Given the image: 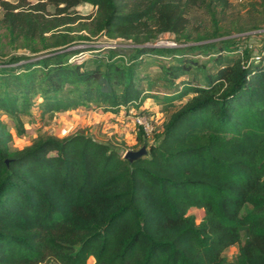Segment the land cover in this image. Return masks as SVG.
I'll use <instances>...</instances> for the list:
<instances>
[{"label": "trees", "instance_id": "trees-1", "mask_svg": "<svg viewBox=\"0 0 264 264\" xmlns=\"http://www.w3.org/2000/svg\"><path fill=\"white\" fill-rule=\"evenodd\" d=\"M81 4L97 9L81 23L89 34L81 39L102 34L133 47L70 50L68 27L84 18L66 14ZM231 7V0H0V113L19 135L23 117L52 123L96 106L150 118L149 100L168 109L184 101L156 139L141 132L147 154L134 163L82 133L12 151L0 121V264H264V45L257 51L244 36L225 38L258 29L222 26ZM197 8L210 32H191ZM164 34L179 46L153 45ZM148 57L161 62L157 75L142 73ZM192 209L204 211L200 223ZM234 246L231 262L225 252Z\"/></svg>", "mask_w": 264, "mask_h": 264}, {"label": "rangeland", "instance_id": "rangeland-1", "mask_svg": "<svg viewBox=\"0 0 264 264\" xmlns=\"http://www.w3.org/2000/svg\"><path fill=\"white\" fill-rule=\"evenodd\" d=\"M11 3H18L19 0H6ZM31 4H35L37 0H26ZM231 9L226 20L222 23V26L232 29L234 27H247L257 26L255 31H248L242 35L232 34L227 38H239L241 36L246 37L244 41L245 45L252 47L259 51L261 46L264 45V0H231ZM50 12H54V8L49 7ZM97 9L89 4H81L78 7L70 11V14H66L71 18H84L79 19L70 27V32L75 40L71 44L70 50H84V49H111L117 47L131 48L133 44L131 41H125L122 39L109 40L104 35L100 34L90 40L81 39V36L88 37L89 34L86 31H80L81 23H90L93 17L96 15ZM91 18V19H87ZM190 30L192 33L197 32H210L211 23L205 10L197 8L190 16ZM64 30V29H63ZM57 32H63L59 30ZM176 44L174 35L164 34L153 45L159 47H172ZM147 44L146 46H151ZM179 46V44H177ZM28 54L25 51H17L18 55ZM94 53V54H92ZM96 52L79 54L75 60L84 59L86 56L96 55ZM161 62L155 58L148 57L145 65L142 67L143 74H149L151 76L160 73ZM156 91H164L163 88L155 87ZM183 102H177L175 108L168 109L163 105H159L155 101L149 100L146 107L151 112V117L148 119L153 131L150 135H147L143 128L139 127L135 123V118L128 119L121 117L119 119H108L109 116L103 113L99 109L91 110H79L70 113H62L57 115V121L52 123L41 122L38 118L23 117L25 123L26 133L19 135L17 133L16 121L12 118H8L3 113H0V121L8 126L9 131L13 135V142L11 143L12 151L21 150L25 147L31 146L41 138L53 137L56 139L67 138L73 134L82 133L86 135L93 134L104 142L111 143L116 146L121 155L124 156L128 151H138L142 147L138 143L137 137L141 135V132L145 133L148 141H153L161 133V125L164 121H167L172 112L178 110ZM93 110V111H92ZM124 115V114H123ZM133 120V121H132ZM111 122V125H110ZM108 125V126H107ZM250 206H247L244 212L250 210ZM189 214L195 215L197 222L200 223L204 217V211L199 209H192ZM246 237L245 232L243 238ZM238 254L237 246L231 247L225 252V256L231 261H235Z\"/></svg>", "mask_w": 264, "mask_h": 264}, {"label": "built area", "instance_id": "built-area-1", "mask_svg": "<svg viewBox=\"0 0 264 264\" xmlns=\"http://www.w3.org/2000/svg\"><path fill=\"white\" fill-rule=\"evenodd\" d=\"M46 1L47 0H37L35 4L40 3V2H46ZM172 47H177V44H173ZM176 58H178V56H176ZM74 59H76V57H74L71 61H73ZM165 60H170V58H165ZM261 60H262V56H260L258 53H255L251 57V61H255L257 63H259ZM263 65H264V61H263ZM148 119L149 118H146V117H136L135 123L139 127L143 128L147 135H150L153 131V128L151 127V124Z\"/></svg>", "mask_w": 264, "mask_h": 264}, {"label": "crops", "instance_id": "crops-1", "mask_svg": "<svg viewBox=\"0 0 264 264\" xmlns=\"http://www.w3.org/2000/svg\"><path fill=\"white\" fill-rule=\"evenodd\" d=\"M91 109H93V110H97V109H99V110H102L103 111V113L104 114H106L107 116H109L108 117V119H113V118H116V119H119V118H121V117H126V118H130V119H132L133 118V116H125V115H123V114H120V115H117V114H114V113H111V112H105L102 108H99V107H96V106H91V107H89V108H81V109H78V110H76V111H81V110H91ZM92 110V111H93ZM70 112H75V111H69V112H67V113H70ZM59 115V114H58ZM55 121H57V117L55 118V120L53 121V122H55ZM133 121V120H132ZM110 125H111V122H110ZM108 126V125H107ZM90 135H92L93 137H95L97 140H99V141H104L103 139H101V138H99V137H97V136H95V135H93V134H90Z\"/></svg>", "mask_w": 264, "mask_h": 264}, {"label": "water", "instance_id": "water-1", "mask_svg": "<svg viewBox=\"0 0 264 264\" xmlns=\"http://www.w3.org/2000/svg\"><path fill=\"white\" fill-rule=\"evenodd\" d=\"M156 47H159V46H156ZM146 154H147L146 147H142L138 151H128L125 154L124 158L127 159L130 163H134L135 161H138L141 158H143ZM7 163H8V161H7Z\"/></svg>", "mask_w": 264, "mask_h": 264}]
</instances>
